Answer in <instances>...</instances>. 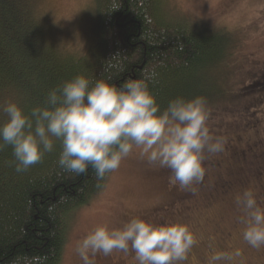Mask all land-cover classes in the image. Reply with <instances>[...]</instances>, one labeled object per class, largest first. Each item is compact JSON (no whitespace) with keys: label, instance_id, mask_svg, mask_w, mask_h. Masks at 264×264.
<instances>
[{"label":"trees","instance_id":"obj_1","mask_svg":"<svg viewBox=\"0 0 264 264\" xmlns=\"http://www.w3.org/2000/svg\"><path fill=\"white\" fill-rule=\"evenodd\" d=\"M167 1L91 0L96 6L88 18L90 30L78 32L80 39L74 47L56 33L50 37L51 28L45 26L37 0H0V105L15 101L30 115L34 106L46 102L50 89L77 74L92 82L109 79L119 86L153 70L156 75L148 86L161 110L177 96H202L206 103L211 97L220 98L225 90L208 71L226 59L227 29L190 22L168 8ZM254 77L231 96L232 106L242 109L238 119L229 103L232 111L227 114L233 113L236 119L233 131L252 132L258 137L261 128L256 111L264 104V70ZM5 119L0 111V122ZM243 141L236 156L238 165L233 163L234 153L224 168L218 167L220 159L214 154H207L203 181L194 184V190L178 185L173 212L156 209L155 215H161L159 222L166 221L168 214L185 215L191 208L190 198H197L199 189L204 199H215L216 193L240 194L260 182L264 146L259 151L258 147L253 149L250 138ZM260 142L254 139L253 145ZM60 151V141L54 140L53 151L45 153L41 162L18 173L11 147L0 150V264H26V258L33 255L46 256L44 264H61L70 215L103 189L109 173L98 180L91 167L83 174L70 172L58 164ZM221 161L224 163V158ZM213 168L218 172L222 169L224 176L211 178ZM257 190L258 203L264 208V188L258 186ZM241 215L240 211L234 217L233 226L241 224Z\"/></svg>","mask_w":264,"mask_h":264},{"label":"clouds","instance_id":"obj_2","mask_svg":"<svg viewBox=\"0 0 264 264\" xmlns=\"http://www.w3.org/2000/svg\"><path fill=\"white\" fill-rule=\"evenodd\" d=\"M155 75L153 70L117 86L109 79L92 82L77 74L50 89L46 102L34 106L30 115L17 102L6 101L0 105L6 115L0 122V150L11 147L20 173L41 162L59 140L58 164L76 174L91 167L99 180L138 149L149 164L169 169L174 184L194 190L205 176L207 154L223 151V141L210 134L204 97L177 96L161 110L148 86ZM235 205L242 213L244 241L255 249L264 247V208L257 194L245 189ZM195 243L181 221L134 216L116 227L97 224L76 241L74 251L81 264H96L98 255L109 256L114 250L133 253L136 264H182ZM232 256L216 251L209 264H222ZM46 259L33 255L26 264H44Z\"/></svg>","mask_w":264,"mask_h":264},{"label":"rangeland","instance_id":"obj_3","mask_svg":"<svg viewBox=\"0 0 264 264\" xmlns=\"http://www.w3.org/2000/svg\"><path fill=\"white\" fill-rule=\"evenodd\" d=\"M168 1L170 3L168 8L174 13L175 11L180 13V16L191 20L190 22L211 26V28L222 27L228 31L229 44L225 51L226 59L217 69L208 71L217 80V84L223 87L225 93L217 99L211 97L206 103L211 135L222 140L223 150L225 148L224 152L214 153L220 159L218 160L220 165L217 166L224 168L223 166L231 159L232 153L235 158L233 163H237L236 156L241 153L245 138L252 140L253 149L258 147L257 150L260 151L264 146V122L262 121L264 120L262 116L264 104L256 111L259 112L261 128L258 137L252 132H237L231 128L233 120L238 119L242 111L241 108L232 106V94H237L234 91L264 70V0ZM36 5L40 11L38 13L43 17L42 20L47 21L45 26L48 25L51 28L50 37L56 33L60 39H69L74 47L78 46L77 41L80 39L77 36L78 32L90 30L88 18L94 15L96 6L91 0H37ZM93 25L95 22L92 24L94 28ZM44 36L48 38V35L44 34ZM228 103L236 119L233 113L227 114L232 111ZM254 139H260L261 142L253 145ZM138 151V149L134 150L121 162L117 170L109 172L103 189L89 203L72 212L61 264H81L74 251L75 243L86 231L97 224L107 223L110 227H116L134 216L159 222L161 215H155L158 207L161 208V212L166 208L173 212L174 206L177 205L178 184L173 183V178L169 174L170 170L149 164L145 158L138 155ZM221 157L224 158V163ZM211 160L214 159L211 158ZM156 169L161 172L160 178H158L159 173L154 172ZM221 170L218 172L213 168L211 178L219 175L223 177L225 173ZM258 186L261 189L264 188V174L260 182L247 187L254 191L258 189ZM200 192V189L196 191L197 198H190L188 204L192 202L191 208L183 212L185 215L168 214L164 218L187 224L196 240L182 264H209L210 256L216 251L233 254L230 261L222 262V264H264V254L261 252L264 247L260 249L250 247L243 239L244 226L232 225L234 217L240 212L235 205L238 192L216 193L215 199H204ZM261 203L264 205V197ZM190 212L191 215L186 217V214ZM237 251L239 255H235ZM96 264H136V261L133 253L114 250L109 256L98 255Z\"/></svg>","mask_w":264,"mask_h":264}]
</instances>
